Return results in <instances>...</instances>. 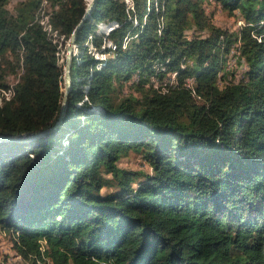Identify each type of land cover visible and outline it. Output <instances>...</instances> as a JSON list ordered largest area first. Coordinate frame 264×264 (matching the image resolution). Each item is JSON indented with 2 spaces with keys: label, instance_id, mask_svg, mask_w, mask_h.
I'll use <instances>...</instances> for the list:
<instances>
[{
  "label": "trees",
  "instance_id": "trees-1",
  "mask_svg": "<svg viewBox=\"0 0 264 264\" xmlns=\"http://www.w3.org/2000/svg\"><path fill=\"white\" fill-rule=\"evenodd\" d=\"M9 1L0 0V135L22 137L57 120L60 48L88 0ZM206 1L131 0L129 15L127 0L96 1L76 33L59 124L0 141V231L16 255L264 264V0H212L237 12L234 31L212 22ZM231 49L239 78L219 75ZM129 152L150 172L119 166Z\"/></svg>",
  "mask_w": 264,
  "mask_h": 264
},
{
  "label": "rangeland",
  "instance_id": "rangeland-1",
  "mask_svg": "<svg viewBox=\"0 0 264 264\" xmlns=\"http://www.w3.org/2000/svg\"><path fill=\"white\" fill-rule=\"evenodd\" d=\"M14 1L15 0H10L9 5L11 6ZM204 9L210 15L212 22L218 26L234 31L238 27H240V25H242V20L239 18L237 12H235L234 15L228 14L226 11L221 9L212 0L206 1V3L204 4ZM45 22H46V19L42 18V23L45 24ZM50 34L53 38H55L54 34L52 33ZM128 42H129V39H128ZM76 52L77 51H75L74 53ZM89 55L95 56L97 59H101L104 57L100 53L96 54V52H94L92 49L89 50ZM60 56H61L60 60L63 65L64 47L60 48ZM237 64H239L237 62V51L235 49H231L226 58L225 65L223 66L222 71L219 72V75H221L224 72L232 71L234 78H239L241 66ZM227 77L229 78L230 76L227 75ZM6 79L10 83L9 87L11 89L13 82H14V78L12 75H10ZM173 79H174V75L172 74L168 81L171 82L173 81ZM187 82L191 83V79H187ZM150 83H152V85L158 84L156 77L151 76ZM10 95H11V92H8L7 94L4 95V97L8 98ZM117 164L119 166L130 168V169L143 170L148 173L150 172V168L148 167V165L140 158L138 154L133 153V152H129L128 155L119 158L117 161ZM10 244L11 243H10L9 234L4 231H0V264H49V261L47 258H44V261L38 260L35 263H32L29 260L22 259L19 255L15 254Z\"/></svg>",
  "mask_w": 264,
  "mask_h": 264
},
{
  "label": "water",
  "instance_id": "water-1",
  "mask_svg": "<svg viewBox=\"0 0 264 264\" xmlns=\"http://www.w3.org/2000/svg\"><path fill=\"white\" fill-rule=\"evenodd\" d=\"M97 0H89L86 3V6L84 8V11L79 19V21L76 23L74 28L72 29L66 44L64 46V58H63V65H62V83H61V97H60V107H59V112L57 115V120L51 126L50 128L46 129H41L37 131L36 133L28 136H22V137H16V136H4L0 135V141H16V142H27L29 140L35 139L44 133L53 130L56 128V126L59 124L64 110L67 105V96L70 92V89L72 87V80H71V68H72V51H73V46L75 44V39H76V33L83 24V22L89 17L91 11L94 9L95 4Z\"/></svg>",
  "mask_w": 264,
  "mask_h": 264
},
{
  "label": "built area",
  "instance_id": "built-area-1",
  "mask_svg": "<svg viewBox=\"0 0 264 264\" xmlns=\"http://www.w3.org/2000/svg\"><path fill=\"white\" fill-rule=\"evenodd\" d=\"M128 2H129V0H127V3H124L125 4V11H126L127 15H128V11H127V4H128ZM116 21L117 20H115V25H112V27H109V29L107 31V38H106V40L99 42V45L98 46H100V49H101V44H105V43H109L110 42L111 39L109 38V34L112 31V29L116 28Z\"/></svg>",
  "mask_w": 264,
  "mask_h": 264
},
{
  "label": "bare ground",
  "instance_id": "bare-ground-1",
  "mask_svg": "<svg viewBox=\"0 0 264 264\" xmlns=\"http://www.w3.org/2000/svg\"><path fill=\"white\" fill-rule=\"evenodd\" d=\"M130 4V0H129V2H128V4H127V6ZM128 11V10H127ZM128 15H129V12H128ZM116 27H117V23H116ZM110 42H111V40H110ZM110 42L109 43H107V44H110ZM78 46L76 45V43L74 44V46H73V51H72V54L74 55V52H75V50H76V48H77ZM101 50H102V48H101Z\"/></svg>",
  "mask_w": 264,
  "mask_h": 264
}]
</instances>
